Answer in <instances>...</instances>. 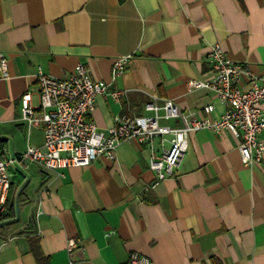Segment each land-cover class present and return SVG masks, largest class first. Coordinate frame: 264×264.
Segmentation results:
<instances>
[{
    "label": "crops",
    "instance_id": "0c3cea01",
    "mask_svg": "<svg viewBox=\"0 0 264 264\" xmlns=\"http://www.w3.org/2000/svg\"><path fill=\"white\" fill-rule=\"evenodd\" d=\"M214 42L232 60L264 70V0H0L9 75L0 77L2 158L43 141L41 126L20 120L24 93L38 104V68L63 77L82 62L93 80L109 83L114 58L131 54L110 84L125 94L119 101L98 95L89 114L101 130L116 115L144 113L152 97L196 117L212 103L209 116L218 118L225 107L217 95L189 85L213 77ZM238 143L227 130L190 131L173 175L157 182L149 162L152 151L161 157L158 138L152 150L130 138L115 159L87 166L9 164L0 264H123L133 251L154 264H264V164L244 165Z\"/></svg>",
    "mask_w": 264,
    "mask_h": 264
},
{
    "label": "built area",
    "instance_id": "2783aa9c",
    "mask_svg": "<svg viewBox=\"0 0 264 264\" xmlns=\"http://www.w3.org/2000/svg\"><path fill=\"white\" fill-rule=\"evenodd\" d=\"M130 57L131 54H123L114 58L109 83L93 80L82 62H77L63 77H54L38 68V104L33 105L29 93H24L20 120L27 128L41 126L43 141L37 146L28 145L23 153L11 158L4 159L0 154V213L6 209L9 164L26 159L50 170L87 166L99 158L115 159L118 146L130 138L148 144L151 150L154 138L159 139L161 157L155 158L152 151L149 162L155 182L173 175L186 151L188 133L201 128L229 131L239 139L238 150L244 165L264 164V143L260 139L264 130V108L260 106L264 101V70L254 72L246 63L232 60L218 42L211 44L207 53L213 77L189 84L207 87L217 95L225 107L218 118L209 116L214 109L212 103L203 106L206 116L196 117L192 111H182L170 98L152 97L144 103V113L116 115L112 126L99 129L89 118L96 97L109 96L119 101L125 94V90L110 88V84L124 72ZM8 76L7 60L0 54V77ZM161 118H176L178 123H162ZM76 246V240L70 238L68 252ZM123 264L154 263L148 256L133 251Z\"/></svg>",
    "mask_w": 264,
    "mask_h": 264
},
{
    "label": "rangeland",
    "instance_id": "374dc122",
    "mask_svg": "<svg viewBox=\"0 0 264 264\" xmlns=\"http://www.w3.org/2000/svg\"><path fill=\"white\" fill-rule=\"evenodd\" d=\"M9 146V145H8ZM2 157V156H1ZM5 158L7 157V154H6V156H4ZM11 173H12V169H11V167H8V174H9V176H11Z\"/></svg>",
    "mask_w": 264,
    "mask_h": 264
},
{
    "label": "trees",
    "instance_id": "16d2710c",
    "mask_svg": "<svg viewBox=\"0 0 264 264\" xmlns=\"http://www.w3.org/2000/svg\"><path fill=\"white\" fill-rule=\"evenodd\" d=\"M2 216H3V213H0V219H1Z\"/></svg>",
    "mask_w": 264,
    "mask_h": 264
}]
</instances>
